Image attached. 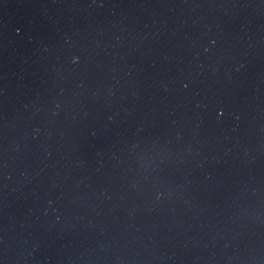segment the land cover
Here are the masks:
<instances>
[{
	"label": "water",
	"instance_id": "water-1",
	"mask_svg": "<svg viewBox=\"0 0 264 264\" xmlns=\"http://www.w3.org/2000/svg\"><path fill=\"white\" fill-rule=\"evenodd\" d=\"M0 264H264V0H0Z\"/></svg>",
	"mask_w": 264,
	"mask_h": 264
}]
</instances>
